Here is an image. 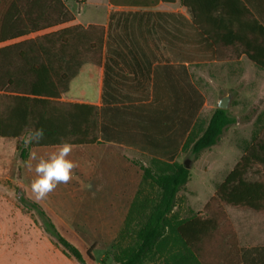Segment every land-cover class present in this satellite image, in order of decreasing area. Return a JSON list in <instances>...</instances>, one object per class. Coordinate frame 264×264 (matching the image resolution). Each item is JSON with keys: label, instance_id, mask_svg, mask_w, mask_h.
Here are the masks:
<instances>
[{"label": "crops", "instance_id": "crops-1", "mask_svg": "<svg viewBox=\"0 0 264 264\" xmlns=\"http://www.w3.org/2000/svg\"><path fill=\"white\" fill-rule=\"evenodd\" d=\"M69 8L66 27L104 30L86 93L99 110V142L76 147L175 163L210 103L228 96L233 112L264 118V105L256 116L252 108L264 104V0H70ZM236 211L238 256L223 242L205 258L264 264V212Z\"/></svg>", "mask_w": 264, "mask_h": 264}, {"label": "trees", "instance_id": "trees-1", "mask_svg": "<svg viewBox=\"0 0 264 264\" xmlns=\"http://www.w3.org/2000/svg\"><path fill=\"white\" fill-rule=\"evenodd\" d=\"M72 21L74 15L63 0H0V45L25 38L0 47V138L20 141L29 129L43 127L45 139L29 148L55 147L61 139L75 147L99 142V110L87 102L86 93L96 84L101 67L103 28L70 26L26 39ZM235 123L228 110L216 108L205 128L198 125L201 130L195 131L196 124L183 152L191 149L198 158L217 145ZM20 155L26 159L27 150L22 148ZM260 165L264 166V134L254 139L227 175L205 206L204 216L188 220H180L174 212L179 193L191 180L190 169L181 162L159 160L153 161L155 169L139 165L144 180L159 195L156 202L133 204L127 224L137 215L139 227L134 243L121 252L115 264H146L156 259L163 264H241L238 257L205 258L206 249L212 253L225 242L238 256L235 233L221 207L263 214L264 183L246 179ZM18 201L38 215L65 255L84 261L81 251L57 231L38 204L21 196Z\"/></svg>", "mask_w": 264, "mask_h": 264}, {"label": "rangeland", "instance_id": "rangeland-1", "mask_svg": "<svg viewBox=\"0 0 264 264\" xmlns=\"http://www.w3.org/2000/svg\"><path fill=\"white\" fill-rule=\"evenodd\" d=\"M63 1L69 8L70 0ZM66 25L26 39L58 31ZM262 105L256 104L252 108L256 111ZM216 107V102L208 105L196 123L195 131L205 128ZM232 107L229 100L227 110L231 115H238L236 123L225 130L217 145L198 158L191 149L185 150L180 157L179 162L188 161L192 174L190 182L178 196L174 214L180 220L204 216L205 206L215 197L227 175L252 146L254 139L264 134V118H251V112L235 113ZM257 114L258 111L254 115ZM20 148L27 150L26 159L21 157ZM52 151L29 148L24 145L23 138L20 141L0 138V264H115L121 252L134 243L139 227L137 215L127 224L133 204L143 200L157 201L159 192L144 180L139 166L150 164L149 167H153V164L146 158L131 156L118 149L115 152L103 146L74 147L70 158L79 164L75 178L67 185H59L46 200L36 201L30 189L34 173L27 170L25 161H28L30 152L46 156ZM246 179L264 183L263 166H254ZM20 196L45 211L57 231L81 251L83 262L63 253L42 227L38 215L21 205L18 201ZM221 208L227 223H231L236 210H249L231 206ZM146 264L163 262L156 259Z\"/></svg>", "mask_w": 264, "mask_h": 264}, {"label": "clouds", "instance_id": "clouds-1", "mask_svg": "<svg viewBox=\"0 0 264 264\" xmlns=\"http://www.w3.org/2000/svg\"><path fill=\"white\" fill-rule=\"evenodd\" d=\"M45 139V129L32 128L23 136L25 146L39 144ZM74 144L61 139L55 146V150L46 156L38 155L35 152L29 153L25 167L29 172L34 173L30 189L36 201L46 200L59 185H67L75 178V171L79 167L78 162L71 159ZM33 161L35 164L33 165Z\"/></svg>", "mask_w": 264, "mask_h": 264}, {"label": "water", "instance_id": "water-1", "mask_svg": "<svg viewBox=\"0 0 264 264\" xmlns=\"http://www.w3.org/2000/svg\"><path fill=\"white\" fill-rule=\"evenodd\" d=\"M229 100H230V98L228 96L222 98V100L218 104V108L223 109V110H227L228 109V105H229ZM184 165H185V167L187 169H190L188 161L184 162Z\"/></svg>", "mask_w": 264, "mask_h": 264}]
</instances>
